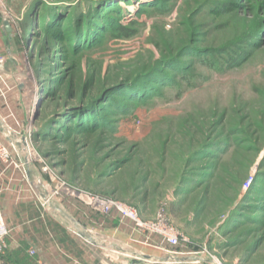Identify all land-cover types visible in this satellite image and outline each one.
Masks as SVG:
<instances>
[{
  "label": "rangeland",
  "instance_id": "obj_1",
  "mask_svg": "<svg viewBox=\"0 0 264 264\" xmlns=\"http://www.w3.org/2000/svg\"><path fill=\"white\" fill-rule=\"evenodd\" d=\"M51 6L62 35L91 8L135 35L106 29L74 50L36 28ZM0 30V141L16 143L40 209L60 225L48 227L55 256L8 249L5 264H264V0H5ZM110 89L96 115L111 130H43ZM95 196L144 220L164 207L178 247L101 216Z\"/></svg>",
  "mask_w": 264,
  "mask_h": 264
},
{
  "label": "crops",
  "instance_id": "obj_2",
  "mask_svg": "<svg viewBox=\"0 0 264 264\" xmlns=\"http://www.w3.org/2000/svg\"><path fill=\"white\" fill-rule=\"evenodd\" d=\"M1 38L0 30V48L4 49ZM8 131L13 132L10 128ZM4 136H7V133H4ZM15 144L11 139L9 146H6L14 153L13 156L20 165L19 169L0 164V205L5 221L11 228L9 251L14 258L20 259L24 258L25 253L28 252V250L24 252L21 250L34 246L37 254L45 257L46 254L42 249L46 247L51 252L50 256H55L52 233L48 227L51 230H53L52 227H60L57 213L51 215L40 209L42 205L28 180V167L19 159ZM16 259H14L15 262ZM52 261L55 262L54 259Z\"/></svg>",
  "mask_w": 264,
  "mask_h": 264
},
{
  "label": "trees",
  "instance_id": "obj_3",
  "mask_svg": "<svg viewBox=\"0 0 264 264\" xmlns=\"http://www.w3.org/2000/svg\"><path fill=\"white\" fill-rule=\"evenodd\" d=\"M117 7L118 6H116V8ZM116 8H110L109 12H113L116 15H120V9ZM57 9L58 8L55 6L47 7V9L44 8L42 15H40V19H43V25H37L36 28L46 34V36L52 37L53 40H59L62 38H64L65 40H69L74 50H76L82 45L86 47H91L95 45L99 42V38H102L100 36L103 35L106 29L107 32L108 30H111L110 32H112V36L115 35L116 38L121 37L124 39H129L135 35L134 30H130L126 26H121L120 24H118L117 17L113 16L108 18L107 16H105L108 11H96L94 10V8H91V10L86 13V20H84V17H82V19H80L81 17H79L76 19V21H74L72 25H69L71 28L69 31L70 35H68V32L62 35L61 30L57 25L58 19L61 18V14L58 13ZM114 32H116L117 34ZM233 61L235 62L234 59ZM125 85L133 86V84L124 83L123 87ZM143 89L146 90V88H142L140 86H133L131 92L137 94L139 98V96L143 94ZM114 90H106L105 93H103V95L99 97V99L89 101L88 104L83 105L81 109L66 110L61 113L60 116L48 119L43 127V130L46 132H54L57 135L58 133L59 135L62 134L63 131H71V126H60L61 122L64 121L65 124L74 122L76 128L81 129V132H91L96 127L102 126L100 124H103V127H106L108 130H111V127L109 125H106V122L104 120L102 121V115H100L101 117H99L100 120L97 119L96 111L97 109L98 111H102L104 109L103 106L97 105V103H100V101L103 99L107 100L106 98H108L110 92H115ZM95 121H97V123H95ZM100 121H102V123H100ZM88 126H91V128L88 129ZM55 127L57 129H54Z\"/></svg>",
  "mask_w": 264,
  "mask_h": 264
},
{
  "label": "built area",
  "instance_id": "obj_4",
  "mask_svg": "<svg viewBox=\"0 0 264 264\" xmlns=\"http://www.w3.org/2000/svg\"><path fill=\"white\" fill-rule=\"evenodd\" d=\"M5 0H0V6ZM5 56L0 53V73L3 72ZM0 164L5 167L19 169L20 165L16 162L12 152L0 141ZM88 203L103 217L116 216L120 224L128 223L131 229L137 233L145 235L146 239L157 238L169 248L178 247L181 234L173 226L167 211L161 207L151 220H144L138 211L130 206L120 203L114 199H104L100 197H90ZM11 228L7 225L1 205H0V264H5V255L9 249V239ZM161 250V249H160ZM165 252V251H164ZM167 253V252H165ZM32 256L34 253L29 251Z\"/></svg>",
  "mask_w": 264,
  "mask_h": 264
},
{
  "label": "water",
  "instance_id": "obj_5",
  "mask_svg": "<svg viewBox=\"0 0 264 264\" xmlns=\"http://www.w3.org/2000/svg\"><path fill=\"white\" fill-rule=\"evenodd\" d=\"M5 29H6V31H10V28L7 26V24H5ZM27 162V161H26ZM26 162H24L25 164H26ZM36 183H37V189L39 190V191H41L40 192V196L43 198V200L44 201H46L47 200V195L45 194V193H43L42 192V188H43V183L40 181V179H37L36 180ZM63 218V220L64 221H66V222H68V223H72V221H71V219L69 220L68 218H66V217H62ZM79 235H80V237H82V238H84L85 240H88V241H90V242H92L93 244H96V242H94L93 240H92V237H91V235H90V233L88 232V231H79ZM143 259H145V260H147V259H149V257H147V256H143L142 257ZM191 260H193L194 261V259H191ZM192 261V262H193ZM177 263H185L186 261H185V259L184 260H182V259H177V261H176Z\"/></svg>",
  "mask_w": 264,
  "mask_h": 264
}]
</instances>
